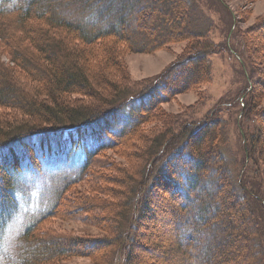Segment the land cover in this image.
<instances>
[{
	"label": "rangeland",
	"instance_id": "obj_1",
	"mask_svg": "<svg viewBox=\"0 0 264 264\" xmlns=\"http://www.w3.org/2000/svg\"><path fill=\"white\" fill-rule=\"evenodd\" d=\"M165 2L168 4L167 0ZM184 2L190 18H166L167 23L161 21L167 12L157 7L151 28L159 33L162 25H168L165 44L152 51L125 50L122 83L111 78L106 84L101 78L102 81L98 82L107 88L98 85L94 89L100 91L97 94H71L72 101L78 104L76 107L85 111L97 105L100 98L109 101L114 108L111 107L108 112L102 110L101 114L97 111L92 120L106 129L102 136L109 132L110 136L105 139L112 141L108 148L103 147L89 158L80 181L67 185L60 206L53 215L49 216V213L58 194L70 178L79 175L81 161L86 156L77 151L66 161L65 157L48 154L42 169L37 171L34 168L36 158L27 154L33 144L23 148L31 159L32 168L15 177L14 194L18 208L5 234H0L1 262L8 257H18L24 229L34 221L39 222L36 233L68 238V245L73 241L70 238L83 237L87 240L78 243L77 252L63 257L58 264H112L116 253L117 264H123L125 248L130 242V256L136 259V264H254V261H259L254 247L257 238L264 241V145L262 159L257 154L252 159L250 149L253 135L258 130L264 131V0ZM169 12L172 15L173 11ZM6 20V23L0 21V29L16 27V22L8 17ZM11 45L10 39L0 38L1 60L7 65L13 64L12 58L4 56L8 55L7 49ZM202 48H208V53L203 59H194ZM192 57L193 60L182 67L183 61ZM59 60L65 63L62 57ZM18 63L17 60L14 63L16 69L21 68ZM94 63L99 64V61ZM196 69L200 70L198 76ZM192 71L195 72L193 75ZM34 74H20V83L33 76L45 81L42 73ZM110 83L120 84L115 96ZM124 93L142 96L128 105L127 96H121ZM100 106L105 107L103 103ZM17 109L0 105V118L9 120L18 116ZM136 115H140L142 122L133 125L137 134L132 141L129 138L132 135L126 141L120 135L111 133L112 128L117 133L123 131L124 124L128 127V119ZM86 118L90 119L89 116ZM216 120L219 124L214 125ZM187 122H193L194 127L208 122L211 127L204 139L210 138L213 129H218L220 125L225 127L227 138H224V143L226 141L227 146L223 153L236 171L238 184L243 181L245 191L252 193V197L247 195L243 198L240 192L245 191L235 188L233 182L227 180V173H222L219 154L208 156L214 161L211 163L214 167H211L216 180L210 186L214 188L213 201L216 203L202 213L206 222L201 217L199 221L200 211L193 212L182 207L181 193L177 192V184L182 180L181 167L189 163L184 159L171 168L175 177L171 182L166 176L169 174L163 175L162 165L167 152L154 162L151 161L153 155L146 152L152 143L170 142L172 135L178 138L179 129L190 126ZM57 126L50 125V131L31 130L33 139H26L27 143L44 133V150L64 147L65 136L57 131ZM192 133L188 137L181 136L180 143L186 138L188 143ZM47 134L52 135L51 139L47 138ZM221 136L219 131L214 141L216 146L218 141L223 140H220ZM16 138L12 136L10 139ZM91 142L87 141L90 148L93 145ZM65 148L68 152L70 146ZM197 202L200 203V200ZM144 205L143 214L137 218L138 223L130 225L133 224L132 212ZM193 220L197 228L201 226L196 228L198 232L191 226L194 232L190 237L182 224L187 221L190 227ZM256 220L260 223L259 227ZM254 222L258 228L255 231ZM260 262L264 264V258Z\"/></svg>",
	"mask_w": 264,
	"mask_h": 264
},
{
	"label": "trees",
	"instance_id": "obj_2",
	"mask_svg": "<svg viewBox=\"0 0 264 264\" xmlns=\"http://www.w3.org/2000/svg\"><path fill=\"white\" fill-rule=\"evenodd\" d=\"M165 1L0 0V21L3 22L2 20H4L6 23L8 21L6 18L8 17V19L16 22V27H13L11 30H8L7 27L0 29V38H8L12 43L10 48L7 49L8 55L4 56L9 57V59L12 58L11 62H13L12 65L10 63L7 65L3 63L1 60L2 56H0V105L7 106L8 108H18L17 110L20 113L9 120L0 118V145L5 144L3 147H0L1 235L5 234L7 227L11 224L13 218H15L14 216L18 208V202L14 194L15 177L32 168L31 159L27 154L36 158L37 162L34 168L37 171L42 169V164L48 154H53L57 158H67L78 151L86 156L85 160L82 159L81 161L82 170H78L80 172L79 175H74V178H70L61 193L58 194L56 202L49 213L50 216L60 206V201L67 185L70 186L82 179L81 173L88 166V162H90L89 158L97 154L103 147H107L112 141L110 138V142L105 139V137H108L109 132L102 136L103 131L106 129L102 128L100 123L94 122V119L92 120L94 115L97 116V111L101 114L102 110L108 112L114 108L109 101L100 98L101 101L96 103L97 105H92L91 108L85 111L76 107L78 104L72 101L71 94H97L100 91L94 89L98 85L101 88H107L106 86L103 87L98 81L105 80L106 84H108L107 81L111 78L117 80L115 82L122 83L121 78L125 72L123 63L125 50L145 52L163 46L165 44L164 39L167 37L166 32L169 29L168 25L164 24L159 33L154 32L151 25L155 22L153 20L156 17L155 11L160 8L163 12H167L164 13L165 17L161 18L163 23H167L168 19L166 18L189 17V11L184 0H167L168 4ZM169 11H173L172 15ZM159 18L160 16L157 17V19ZM189 18L187 22H189ZM159 21L158 23H160ZM200 50V52L197 51L198 54H196L194 59H203L209 49L202 48ZM60 57H62L65 63L59 60ZM191 59L193 60V57L190 60H184L182 67L187 62H190ZM16 60L21 67L19 69L15 68L16 64L14 65ZM94 61H99V64L94 63ZM199 71V69L198 71L196 69V76L199 75ZM29 72L33 75H35V72L42 73V75H45V81L42 82L43 80L41 81L36 76H33L32 79H25L20 83L19 75H26ZM193 72L191 73L192 75L195 73ZM101 78L103 79L101 80ZM110 84L114 88L112 95L115 96L118 92L116 91L117 87L120 84ZM112 87H109L110 90H112ZM121 96H127L126 100L129 105L137 98L139 99L142 94L124 93ZM100 103H103L105 107H101ZM96 106L99 110L101 108L104 109L99 111ZM87 116L90 119L86 118ZM139 116H131L128 122H126V126L128 127H125L124 124L123 131L117 133L116 129L112 128L111 133L113 135H120L126 141L132 138V141L137 134L135 133L134 126L142 122ZM192 123L187 122V125L190 124V126L186 129L185 126L181 127L179 129L181 135L179 134L178 138L172 135V141L170 142L166 140L159 143L155 139L157 145L156 143L154 145L152 143L150 150L146 152L148 154L150 152L153 155L151 161L159 159L167 152L168 156L162 165L164 166L163 175L169 174L166 176L171 182L175 178L172 175L174 173V169H171L172 167L176 166L177 163H181L184 159L187 164L191 163L190 166L188 164V166L183 167L180 164L182 168H180L182 170H180L182 180L177 184V192L181 193L180 197L183 208L192 210L193 212L195 210L201 212V214H198L200 221V217L202 220H205L202 213L209 211L210 207H214L216 203V201H213L214 188L210 186L216 180L215 175H213L214 170L212 169L214 165H211L214 161L208 156L215 155V153L219 154L222 161V165H219V167L223 169L222 173H227L226 175L229 176L227 180H231L239 191H245L246 184L243 181L238 184L235 175L236 171L233 167L231 168L230 161L223 153L224 148L227 146L226 141L224 143V138L225 140L227 138L225 127L220 125L218 129H213L210 132L209 140L208 138H203L206 133H209L208 129L211 127L208 126V122L198 124L196 127L192 126ZM58 124L59 126H57ZM215 124H219V122L216 120L214 121ZM50 125L57 126V131L63 133L62 135L65 136V141L62 142L64 147H57L55 149L53 147L44 150L42 147L45 141L44 133L37 135L35 140L27 143L26 139H33V136H30L31 130L46 131ZM112 126L115 125L112 124ZM192 127H194L193 131ZM68 129L70 132L67 131ZM219 131L222 134L220 140L222 138L223 140L218 141V146H216L214 141ZM190 133L193 136L189 139V142L187 143L186 138L184 142L180 143L179 138L183 135L188 137ZM76 135L77 137H75ZM129 135L132 136L129 137ZM12 136L17 138L11 141L10 138ZM46 136L48 139H51L52 135L47 134ZM193 137L195 138L194 142H192ZM68 140H71L70 144ZM88 140H91V143H93L91 148L88 146ZM102 140L105 142H100ZM27 145H30L31 149L26 154L23 148ZM67 145L70 146L68 152H66L65 148ZM262 145H264V131L258 130L251 139L250 156L252 159H254V154L260 155L262 159ZM195 152L197 154H194ZM156 156L158 157L156 158ZM70 159L67 158L66 161ZM214 169L216 170L217 168ZM177 173L179 174L178 171ZM228 176L226 177L228 178ZM135 193L137 194L138 191H135ZM207 194H209L208 198ZM240 194L243 198L252 197L251 192L245 191L240 192ZM197 200H200V203ZM146 205L132 212L133 224L131 223L130 225L138 223L137 218L143 214ZM194 217L196 218V216ZM250 220L252 221V219ZM109 221L112 222L111 220ZM255 222L259 227L260 223L257 220ZM255 222L253 223L254 231L258 229ZM38 223L30 225L24 230L21 237L22 247L18 257H8L5 262L0 261V264H58V261L63 259V257H69L70 254L77 252L76 245L78 243L87 241L83 237L70 238L73 241H71V245H68L69 243L66 242L68 238L46 237V235L35 232ZM186 223L188 222L186 221ZM186 223L183 222L182 226H184L183 228L186 230L187 235L193 237L194 230L198 232L197 229L201 225L197 228V223L194 220L190 221V227ZM191 226L194 227V230ZM130 249L131 242L125 248L126 255L125 263L123 264H136V259L130 256ZM254 250L259 260L256 263L254 261V264H261L260 260L264 258L263 239H256ZM117 254L113 257L112 264H117Z\"/></svg>",
	"mask_w": 264,
	"mask_h": 264
},
{
	"label": "snow or ice",
	"instance_id": "obj_3",
	"mask_svg": "<svg viewBox=\"0 0 264 264\" xmlns=\"http://www.w3.org/2000/svg\"><path fill=\"white\" fill-rule=\"evenodd\" d=\"M0 147H2V146H0Z\"/></svg>",
	"mask_w": 264,
	"mask_h": 264
}]
</instances>
